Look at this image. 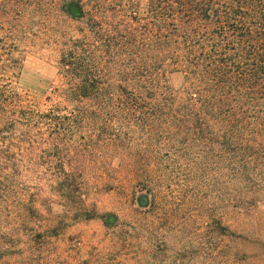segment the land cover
Returning <instances> with one entry per match:
<instances>
[{"label": "trees", "instance_id": "trees-1", "mask_svg": "<svg viewBox=\"0 0 264 264\" xmlns=\"http://www.w3.org/2000/svg\"><path fill=\"white\" fill-rule=\"evenodd\" d=\"M71 3L62 13L87 17L90 36L64 43L56 101L41 104L16 92L0 53V264H85L53 249L59 226L37 203L45 181L66 214L79 205L85 220L96 216L83 202L90 169L76 162L93 155L92 124L76 106L85 101L105 105L99 111L109 117V136L142 142L130 155L139 160L124 168L137 186L149 185L151 197L145 223L128 226L144 246L136 264H264V251L253 257L239 249L258 239L264 198V0H110L107 27ZM13 12L0 5L5 20ZM172 72L183 74L179 91L167 83ZM197 151L206 152L205 171L216 167L218 203L207 213L194 210L206 214L204 229L172 239L156 228L171 216V204L159 199L162 184L153 176L180 154L202 158ZM228 215L241 219L245 235L229 229ZM120 225L107 215L108 229Z\"/></svg>", "mask_w": 264, "mask_h": 264}, {"label": "rangeland", "instance_id": "rangeland-1", "mask_svg": "<svg viewBox=\"0 0 264 264\" xmlns=\"http://www.w3.org/2000/svg\"><path fill=\"white\" fill-rule=\"evenodd\" d=\"M107 1L110 0H0V5L15 11L8 20L0 14V38L10 39L4 41L7 50L0 52L1 67L10 68L9 80L13 89L41 104L48 105L56 101L52 91L59 86L57 67L64 43L69 39L90 36L88 18L72 19L62 13V7L69 2H72L69 6L79 4L89 13L88 16L103 21L107 27ZM167 83L171 89L179 91L184 85L183 74L169 73ZM76 106L88 113V123L92 124L89 126V146L93 155L89 157L81 154L76 162L86 164L90 169L86 178L88 188L83 190V202L85 209L94 212L96 216L85 220L79 216L82 214L79 205L66 214L68 209L63 198L50 190L49 183L41 181L45 199L37 201L41 204L39 211L51 225H58L60 231L58 237L52 239L53 249L85 264H136L141 259L139 252L144 246L138 240L137 232H131L128 226L139 225L141 219L149 215L152 209L151 197L149 185L137 186L136 178L126 173L124 168L139 160L130 158V155L139 151L142 142L138 137L129 143L123 136L117 139L109 136V117L107 113L99 111L105 108L104 104L85 101L83 105ZM83 144L81 151L84 150ZM199 152H203L200 154L202 158H196L194 154H180L173 161H165L162 167L155 169L153 177H160L158 179L162 184L158 189L159 199L171 204L166 206L171 216L167 221H159L156 228L164 229L172 239H184L192 227L204 229L206 214L201 216L195 211L199 209L207 213L211 205L218 203L220 186L216 167H212L213 171L211 168L205 171L204 168L209 164L206 160L208 157L205 151L195 153ZM262 201L264 198H259L258 239L251 242L255 245L249 247L242 241L245 246L239 247L241 252L252 254L253 257L264 251ZM110 214L122 223L119 228H107V215ZM189 214L194 216L191 218ZM156 217L163 218L160 214ZM240 220L234 215H228L225 222L235 234L245 235L247 229ZM61 221H65L66 225L60 224ZM220 240L230 246L228 240Z\"/></svg>", "mask_w": 264, "mask_h": 264}]
</instances>
